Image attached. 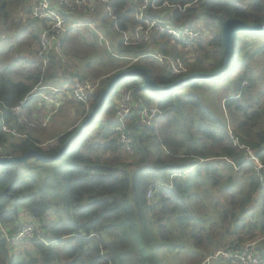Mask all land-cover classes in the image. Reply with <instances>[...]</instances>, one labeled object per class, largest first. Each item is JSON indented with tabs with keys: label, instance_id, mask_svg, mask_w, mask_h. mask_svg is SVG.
<instances>
[{
	"label": "trees",
	"instance_id": "trees-1",
	"mask_svg": "<svg viewBox=\"0 0 264 264\" xmlns=\"http://www.w3.org/2000/svg\"><path fill=\"white\" fill-rule=\"evenodd\" d=\"M33 1L0 0L5 29L11 28L10 6L18 10ZM164 1L175 6L163 5ZM142 2L89 0L79 7L80 12H70L87 21L97 16L98 29L111 41L112 51L123 57L113 56L109 63L103 57L110 53L103 55L96 40L87 38L93 31L69 29L60 38L59 53H40V24L29 19L20 22L22 27L13 30L16 33L0 61L2 155H21L29 148L54 153L80 124L39 146L32 136L34 126L40 124L31 111L35 97L26 99L39 85L66 93L73 76L100 80L99 89L86 102L77 100L82 121L115 72L141 67L158 85L190 74L214 73L224 60L221 25L226 19L264 25V0H155L147 6L150 18L176 28L201 30L189 49L191 55L172 52L169 48L176 49V44L156 28L150 29L147 40L140 37L136 44L126 45L122 34L134 32L136 8ZM102 6L100 17L97 12ZM90 36L95 38L93 33ZM153 51L181 56L186 72L172 74L165 64L146 55ZM83 61L81 70L73 67ZM218 79L229 81L231 94L218 106L207 107L191 90L207 92L208 79L190 80L168 95L154 96L144 89L142 78H133L110 92L79 140L58 161L31 158L20 166L0 165V224L13 234L23 224L25 213L42 231L41 237L34 234L15 245H9L0 233V264H160L158 250L179 256L178 247L184 246L191 249L184 256L188 264H206L224 246L223 241L231 253L240 254L242 244L250 240H256V249L264 255V33L237 32L228 70L209 80ZM122 91L131 97V111L125 119L130 150L120 148L113 130ZM23 100L19 113L12 110ZM142 107L157 109L147 125L139 122ZM239 145L252 149L259 169ZM38 167L41 193L36 192ZM226 169L234 175L228 176ZM241 178L247 181L245 188ZM208 191L225 200L213 203L215 217L205 223L207 215L198 214L196 207ZM189 198L195 201L188 204ZM50 212L58 214L54 221ZM174 215L179 225L185 221L195 225L188 246L181 242L185 231L177 236L169 229Z\"/></svg>",
	"mask_w": 264,
	"mask_h": 264
},
{
	"label": "built area",
	"instance_id": "built-area-1",
	"mask_svg": "<svg viewBox=\"0 0 264 264\" xmlns=\"http://www.w3.org/2000/svg\"><path fill=\"white\" fill-rule=\"evenodd\" d=\"M89 0H36L33 6L28 10V18L29 20L38 21V16H42L47 19L42 26V29L39 34V49L41 52L47 51H55L60 52L61 46L59 42V38L69 29L79 28L85 29L86 32L93 31L95 38L97 37V41L101 46H105L111 54L115 57L118 56L116 53L112 51L110 42L106 37H104L96 28L91 21H80L75 18L65 17L61 15L58 11L61 10L60 6H65L67 11H74L75 8H79L82 5H86ZM105 1V0H102ZM155 0H143L142 4L136 8L135 19L138 22L135 26L134 32L131 34L129 32H123L122 39L124 44H136V40L140 37H143L144 40L149 38L151 28H156L161 33H165L169 36L170 42L178 45V46H191L196 38H198L202 32L199 29L193 27H181L176 28L173 26H169L167 21L152 19L146 14L147 6L149 2L153 4ZM193 2L197 0H192ZM163 5L168 7L175 6L174 4H169L167 1L163 2ZM153 8L158 9L159 6H153ZM66 11V10H65ZM264 30V25H262ZM88 36H90V34ZM39 53V54H40ZM146 55L153 56L160 64H165L169 71L174 75H182L186 72V68L180 57L172 56V55H164L156 52L155 54L147 53ZM38 56V54H37ZM136 59L131 60V62H135ZM65 89L71 96L81 102H86L87 97L93 93H95L99 89V80H88L84 77L73 76L68 79L67 85ZM60 93V89L55 86H44L39 85L34 90L33 93L30 94L26 99L30 97H40L45 104L50 105L53 109L51 113L57 111L59 100L56 98V94ZM23 101H21L18 105L14 106L12 110L16 113H19L22 110ZM131 111V97L129 93H123L120 96V99L117 102L116 112L114 114L115 125L113 130L117 135V140L119 142L121 149L130 150V136L125 131L126 122L125 119L129 116ZM157 114V109L155 107H142L139 114V122L140 124L147 125L150 123L151 119ZM5 129V127H3ZM8 131H11L7 128ZM14 135L18 136L15 132ZM240 148L245 150L246 158L252 159L256 169L261 167L258 160L254 157L252 149L239 145ZM2 150L0 148V157L4 156L1 154ZM264 184V180H263ZM147 195H150V190H148ZM28 221V220H27ZM39 228V224L33 221H28L26 224H22L20 229L15 233L10 234L7 230L0 224V233L5 237L6 241L9 245H15L20 243L23 240L30 239L34 234L38 237H41L42 231ZM243 244V251L240 254H235L236 257L234 261L240 264H264V257L261 256L254 248V244Z\"/></svg>",
	"mask_w": 264,
	"mask_h": 264
},
{
	"label": "rangeland",
	"instance_id": "rangeland-1",
	"mask_svg": "<svg viewBox=\"0 0 264 264\" xmlns=\"http://www.w3.org/2000/svg\"><path fill=\"white\" fill-rule=\"evenodd\" d=\"M11 8V13L10 16L8 18V22L9 25L11 26L10 29H5V25L4 23H2L0 21V61L2 60V56L3 53L6 51L7 47L9 46L10 42L12 41L13 36L15 35L16 31L13 30H18L21 28V26L19 27L20 24V17L22 18V20L24 19V14L22 13L24 10V6L21 9H15V6L12 4L10 6ZM61 10H59L58 12L65 16V17H70L71 18H75L77 20H87L85 18H83L84 16H79L77 14L75 15H71L70 12L67 11V8H65V6H60ZM77 13L81 11L82 8H75ZM66 10V11H65ZM99 16L101 17V15H103V6L100 7L98 9ZM92 18H94V22L92 20ZM90 16V21L92 23H94V27L96 28V30H98L104 37H106L105 33L101 30L98 29L99 27V20L97 18V16L92 17ZM47 19H45L42 16H38V23L40 24V29L38 30V34H40V31L42 29V26L44 25L45 21ZM5 26V27H4ZM3 27V28H2ZM8 32H10L11 34H8ZM205 35V33H203ZM39 36V35H38ZM61 38V37H60ZM60 38H59V42H60ZM88 39H95L96 43H97V49L101 50V52L103 53V55H105V51L106 53H110V55H105L103 57V60L105 63H109L112 62L111 58H114L113 55L111 54V52L109 51V49H107L105 46H101L98 41H97V37L93 38L91 36H87ZM108 39V38H107ZM109 41V39H108ZM111 42V41H109ZM170 47V46H169ZM176 49L171 47L169 48L172 52H175L177 54L180 55H191V51L189 49H191L192 46L188 47V46H178L175 45ZM115 52V51H114ZM151 54H155L156 51L150 52ZM174 53V54H175ZM175 56H179V55H175ZM181 57V56H179ZM63 58V57H62ZM116 59V58H115ZM84 64V61H83ZM107 69V67H105V70ZM86 76L87 75L85 74ZM88 79V77H87ZM88 80H92V79H88ZM62 84V83H61ZM99 84H100V80H99ZM206 84L209 87V90L207 92H203L199 89H194L191 90L193 93H195L196 95H198L200 97V99L202 100V102L204 103V105H206L207 107H211L213 105L218 106L219 103H221L226 97H228L231 94V86L228 80L226 79H218V80H206ZM123 89V88H122ZM121 89V90H122ZM123 94V91L121 92V95ZM56 96H58V100L60 102H58V105L55 107H58L57 113L53 114L51 113L52 109L50 110V114H53L46 123H49V131L51 133L53 132H58L59 130H61L63 127H65L66 125H70L73 123L74 119H75V115H76V111L78 110V103L77 100L75 99V101L73 100L74 98L71 96L70 93L66 92V93H57ZM120 99V98H119ZM116 102H118V100ZM35 100H38V102L41 100L39 97H36ZM50 106V105H49ZM37 127V126H36ZM127 156H129V153L126 154ZM40 168L38 167V189H36L37 193H41V189L43 187V180L41 175H40ZM226 174L228 176H233V172L229 171L228 169H226ZM51 177V176H50ZM20 179V178H19ZM242 182L244 183V187L245 188L247 186V181L243 178ZM203 203L200 204L197 208V213L198 214H206V221L205 223H208L209 221H211L212 219H214L215 217V211L212 208L213 207V203L215 202H223L225 200L224 196L216 193L215 191H208V193H204L203 194ZM195 200L192 198H189L187 200L188 204H190L191 202H194ZM57 203V202H56ZM217 216L216 219L218 217V213L216 212ZM51 218L54 221L56 219V217L58 216L57 213L55 212H50ZM177 217L178 215H174L171 219V223L169 224V229L171 230V232H173L175 235H179V233L181 231H185L186 235L182 236L183 241H181L183 244H186V246H188V244H190L191 242L188 240L189 234H191L192 229L195 228V225L193 223V221H185L183 224L179 225L177 222ZM33 220H35L34 218H32ZM36 221V220H35ZM28 221L23 222V224H26ZM250 222H252L250 220ZM224 246H220L217 250L214 251V257L212 258H206L207 260H205L206 264H209V261L211 259H213V263L212 264H225L226 261H228V263L230 264H240L236 261H234V258L236 257V255L232 254L226 247V241H223ZM253 243L255 250L264 257L263 253H261L260 251H258L256 249V240H250L247 241L246 244H250ZM244 244V243H243ZM242 244V246H243ZM245 244V245H246ZM22 246V245H21ZM185 247V246H184ZM184 247H178V249L180 250V254L179 256H174L172 255V253H169L166 250H158L156 253V258L158 260V262L160 264H188V262L185 261L184 256L186 255V253H190L191 249H187ZM228 251V252H226ZM236 254V253H235ZM190 261H192L191 259H189ZM190 264V262H189Z\"/></svg>",
	"mask_w": 264,
	"mask_h": 264
},
{
	"label": "water",
	"instance_id": "water-1",
	"mask_svg": "<svg viewBox=\"0 0 264 264\" xmlns=\"http://www.w3.org/2000/svg\"><path fill=\"white\" fill-rule=\"evenodd\" d=\"M237 32H258L264 33L261 24L249 25L237 18L226 19L221 25V38L224 44V60L221 68L210 74L197 73L190 74L181 77L169 85H158L152 81L147 75L146 71L141 67L123 69L115 72L108 80L106 86L99 92L96 102L93 104L91 109L85 114L83 120L80 122L76 130L70 135L67 140L61 144L58 150L54 153H44L35 148H29L25 153L17 156H1L0 165H10L20 166L26 164V162L34 158L43 162L58 161L62 154L76 141L79 140L80 136L87 129L89 123H91L99 108L108 99L110 92L117 86L128 82L129 80L140 77L143 81L144 89L154 95V96H165L172 93L176 88L184 86L190 80H201V79H215L222 76L229 68L232 62V41Z\"/></svg>",
	"mask_w": 264,
	"mask_h": 264
},
{
	"label": "crops",
	"instance_id": "crops-1",
	"mask_svg": "<svg viewBox=\"0 0 264 264\" xmlns=\"http://www.w3.org/2000/svg\"><path fill=\"white\" fill-rule=\"evenodd\" d=\"M36 0H34L28 7H25L23 10V14H24V19L22 20V16L20 17V22H26L29 18H28V10L33 6V4L35 3ZM22 8V6H20ZM20 8V9H21ZM23 25V24H22ZM21 25V27H22ZM81 32L84 33V30L81 29ZM101 51V50H99ZM83 63H75L73 64V67L81 70ZM58 98V96H56ZM75 101V99H73ZM60 102V101H59ZM76 102V101H75ZM31 105V111L36 115V120H38V122L40 123L37 128L36 126H34L36 129L32 132V136L40 143H38L39 146L44 147L45 145H48L49 143H52L57 136L61 135L62 133L69 131L70 129L74 128L75 126H77L80 121L81 118L83 117V115H80V106L78 105V111H76V115H75V119L73 121L72 124L70 125H66L65 127H63L61 130H59L58 132H53L51 133L49 131V123H46L48 121V119L55 113L50 114V110L52 109L51 106L44 104V102H42V100H40L38 102V100L32 101ZM60 107V106H59ZM85 114V112H84ZM29 219V216L25 213H23L21 215V221L22 223L27 221Z\"/></svg>",
	"mask_w": 264,
	"mask_h": 264
}]
</instances>
